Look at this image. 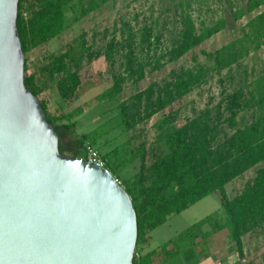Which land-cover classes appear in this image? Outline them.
Listing matches in <instances>:
<instances>
[{"label":"trees","instance_id":"trees-1","mask_svg":"<svg viewBox=\"0 0 264 264\" xmlns=\"http://www.w3.org/2000/svg\"><path fill=\"white\" fill-rule=\"evenodd\" d=\"M117 1L18 0L16 28L24 54V86L38 98L47 122L53 126L59 153L75 158L87 157L86 144L99 150L109 140L117 141L155 115H163L152 125L154 138L149 145L142 142L134 152L129 137L100 156L111 174L114 162L126 165L139 157V170L120 183L136 214L132 264L150 263V253L142 254L139 248L149 233L216 192L221 198V214L201 219L170 243L178 247V252L184 251L196 238L206 239L225 230L241 259L244 237L255 231L264 234V166H259L264 162V67L253 76L245 71L236 75L232 69L240 68L242 61L264 47V0H218V11L227 13L210 23L200 20L204 0L175 1L173 29L168 21L158 29L161 15L135 12L128 20L121 19L119 25L115 23L112 31L104 29L95 49L81 32L57 53L47 54L28 74L29 52L49 45L73 24ZM195 9L197 18L193 15ZM244 18L247 21L236 38L212 53L202 52L204 62L195 60L191 67L171 70L161 82L152 81L143 90L120 98L126 85L136 86ZM99 56L106 61L112 83L96 97L95 106L108 107L92 129L77 135L74 118L79 110L52 116L40 95L53 87L63 100H70L80 84L82 66ZM223 71L228 72L231 81L238 76L231 92L222 90L218 99L208 98L203 109L180 124L177 111L165 113L185 96L200 92ZM101 141L103 144L98 146ZM254 168L253 178L229 198L225 186Z\"/></svg>","mask_w":264,"mask_h":264},{"label":"water","instance_id":"water-1","mask_svg":"<svg viewBox=\"0 0 264 264\" xmlns=\"http://www.w3.org/2000/svg\"><path fill=\"white\" fill-rule=\"evenodd\" d=\"M18 0H0V264H132L136 214L117 179L59 153L24 86Z\"/></svg>","mask_w":264,"mask_h":264},{"label":"rangeland","instance_id":"rangeland-1","mask_svg":"<svg viewBox=\"0 0 264 264\" xmlns=\"http://www.w3.org/2000/svg\"><path fill=\"white\" fill-rule=\"evenodd\" d=\"M175 1L179 0H119L115 3H108L97 12L92 13L89 17L82 19L79 23L73 24L63 35L53 40V42H51L49 45L41 47L39 50H37V52L32 51L28 53L26 55L29 67L28 74L35 71V68L40 63H42V59L47 54L57 53L81 32L85 33V38L88 41V45L93 44L95 46L93 48L95 49L97 45H100L99 38L101 36V32L104 29H109V31H112L115 23L119 25V21L121 19L128 20L135 12L143 11L145 16H148L150 13H153L154 15H161V20H159L158 23V29L160 30L162 28L164 21H168L169 28L173 29L175 21L173 4ZM182 1L185 2L186 0ZM197 4L199 6V3ZM219 5L220 2L218 0H204L201 4L202 9H200V20H204L206 23H210L212 20H215L218 17L225 16L227 12L224 13V10L218 11ZM167 10H169V13H166ZM193 15L197 18L198 11L196 9ZM246 21L247 19L244 18L234 24L229 23L230 25L228 26V28L214 35L209 40L203 42L197 48L185 54L178 61L168 64L163 69L146 76V78L136 86H132L131 84L126 85L120 98L123 100L131 94L143 90L152 81L161 82L171 70L178 69L181 66L191 67L195 60L197 62H204L205 58L202 52L212 53L213 51L232 41L237 37L240 28ZM94 36H96V38ZM167 36L168 33L165 32V37ZM263 67L264 47L255 55H252L246 60L242 61L240 68L232 69V73L237 75V73L243 74V72L245 71L248 72L250 76H253L254 74L258 73ZM103 69V79L100 82L99 88L96 89V95L108 88L112 83L106 63H104ZM219 79L223 82L220 83ZM237 79L238 76H235V80L231 81L229 79L228 72L223 71L220 76H213V78L209 80V82L201 89L200 92L191 93L185 96L181 101L175 103L169 109L165 110V113H167L168 111L175 113L177 111V124H180L186 117H190L198 110L203 109L208 98L212 97L218 99L219 93L222 90H225L226 93L231 92L236 85ZM45 97L46 94H41L40 100H43V98ZM47 102L49 104V110L53 113L59 114L58 116L64 115L68 109L72 108L71 104H68L65 110L59 111V109L55 105L49 103V101ZM88 102L89 100L87 101V103ZM107 107L108 104H103L100 106V108L97 109L95 106L94 109L91 108V111L88 114H83L82 116H80L77 119L75 133L77 135H81L82 133L88 132L90 129H92L94 127L93 124H90L92 115L96 114L97 117H100L101 112H103ZM162 116L163 115L161 114L155 115L150 122L139 125L135 130L130 131L128 134L121 135L120 137H118L117 141H114V139L109 140L108 143L106 145H103L99 150L95 148L99 157L108 150H113V148L117 144H122L129 137L132 138L130 149L134 152H137L138 146L142 142L149 145L154 138V130L152 128V125L157 122ZM97 121L98 120L96 118V122ZM103 142L104 141H101L97 145L100 146L101 144H103ZM103 162L105 164V161ZM146 164H149V160H146ZM115 165L118 164L116 162L113 163L115 171L112 175L117 179L119 183L124 184L125 180L131 178L139 170L140 161L139 157L136 156L131 162L127 163L126 165L119 164V168L115 167ZM259 166H264V162ZM256 168L249 170V172L245 173L241 177L242 179L235 180L228 186L227 195L229 198L233 197L237 192L241 190L242 185L247 179L253 177ZM212 214H221V201L218 193L211 194L208 197L197 202L196 204L190 206L182 213L169 217L166 223L151 232L150 247L151 244L154 247L159 245L163 246L168 242H172L178 237L181 232H183L189 226H193L201 219ZM226 232L227 231L224 230L223 233L217 235L213 243L215 244L216 249L221 250V253L223 252L222 255L224 259L222 260L221 264H241L237 260V253L233 250L232 244H230L229 250L228 248H223V246L220 245V242L224 244L226 237V235L224 236V234ZM255 232L248 234L243 239L244 245L246 247L245 262L243 264H264V235L259 231ZM206 240L207 238L204 239V241ZM137 250L138 248L136 249V251ZM206 252L207 250L205 249L204 254L201 256L200 254L195 253L191 248L189 255L185 256L186 254H184L183 251H179V253L174 256L173 264H200L203 262L202 257L204 255L207 260L205 261L204 257L203 259L205 263L203 262V264H211V262L208 261L210 258L206 256Z\"/></svg>","mask_w":264,"mask_h":264},{"label":"crops","instance_id":"crops-1","mask_svg":"<svg viewBox=\"0 0 264 264\" xmlns=\"http://www.w3.org/2000/svg\"><path fill=\"white\" fill-rule=\"evenodd\" d=\"M104 63H106L104 57L99 56V57L93 59L90 62V64L82 66V69L79 72L80 84L77 87L73 97L70 100H63L59 96L56 89L53 87L43 91L41 94L42 95L46 94V97L43 98V100L45 102L47 112L52 116H58L59 115V114L53 113L49 110V108H48L49 104L47 101H49V103H52L53 105H55L59 109V111L65 110L67 105L71 104L72 108L68 109L66 113H70L74 110H79V114L74 118V121H76V123H77V119L80 116H82L83 114H88L91 111V108L94 109V107L96 105V97L100 94L99 93L96 95V89L99 88L100 82L103 79L102 76H103V72H104V69H103ZM88 100H89V102L87 103ZM95 116H96L97 120L99 119L98 118L99 116L97 117L96 114L92 115L91 121H90L91 125L96 124ZM241 177L238 179H235V180L242 179ZM252 178L253 177H251L250 179H247L245 181V183L242 185L241 190L243 189L245 184L248 181H250ZM235 180H233L232 182H234ZM232 182H230L228 185L225 186L226 194H227L228 186L230 184H232ZM239 192H237L236 194H238ZM218 195L220 197L219 193H218ZM220 201H221V198H220ZM220 233H223V231L211 234L210 236L207 237L206 241H204V238H202V237L196 238L192 244V247L187 248L183 251L184 254H186L185 256L189 255L191 248L193 249V251L195 253L200 254L201 256L204 254L205 249H206L207 250L206 256H208L210 258L208 261L211 262V264H221L222 260L224 259L223 255H222L223 252L221 253V250L216 249L215 244H213L215 237L217 235H219ZM150 234L151 233H149L146 236L145 241L139 245V248H140L142 254L150 253V263L149 264H173L174 256L179 253L178 247L176 245L170 243V242L166 243L163 246L159 245V246H154V247L151 244V247H150ZM225 235H226V237H225L224 244L220 242V245L223 246V248L224 247L228 248V250H229L230 243L227 239V232L224 234V236ZM245 249H246V247L244 245V240H243V254H244V256L240 259L237 255V260L241 264H243L245 262V255H246ZM257 254H258V252H257ZM204 257H205V255L202 257V261L205 263L207 258L205 257V261H204V259H203ZM203 262L200 264H203Z\"/></svg>","mask_w":264,"mask_h":264},{"label":"built area","instance_id":"built-area-1","mask_svg":"<svg viewBox=\"0 0 264 264\" xmlns=\"http://www.w3.org/2000/svg\"><path fill=\"white\" fill-rule=\"evenodd\" d=\"M23 15L26 16V13H23ZM85 148L87 152V157L85 159L97 167L105 168L104 162L100 159L97 152L88 144L85 145ZM135 256L139 257V254L135 253Z\"/></svg>","mask_w":264,"mask_h":264},{"label":"clouds","instance_id":"clouds-1","mask_svg":"<svg viewBox=\"0 0 264 264\" xmlns=\"http://www.w3.org/2000/svg\"><path fill=\"white\" fill-rule=\"evenodd\" d=\"M134 254V253H133Z\"/></svg>","mask_w":264,"mask_h":264}]
</instances>
